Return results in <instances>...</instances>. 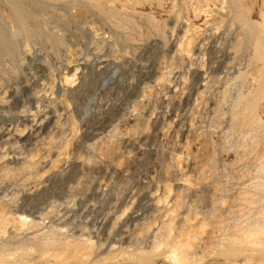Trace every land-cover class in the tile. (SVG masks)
I'll use <instances>...</instances> for the list:
<instances>
[{"label":"rangeland","instance_id":"374dc122","mask_svg":"<svg viewBox=\"0 0 264 264\" xmlns=\"http://www.w3.org/2000/svg\"><path fill=\"white\" fill-rule=\"evenodd\" d=\"M0 35V264H264V0H0Z\"/></svg>","mask_w":264,"mask_h":264},{"label":"bare ground","instance_id":"6f19581e","mask_svg":"<svg viewBox=\"0 0 264 264\" xmlns=\"http://www.w3.org/2000/svg\"><path fill=\"white\" fill-rule=\"evenodd\" d=\"M18 12V11H15V15H16V18L18 19V21L20 22V20H22V14ZM1 36V35H0ZM3 37V36H2ZM1 39V38H0ZM2 41V40H1Z\"/></svg>","mask_w":264,"mask_h":264}]
</instances>
